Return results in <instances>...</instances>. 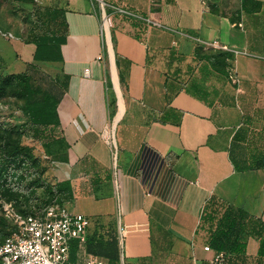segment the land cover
<instances>
[{
    "label": "crops",
    "instance_id": "0c3cea01",
    "mask_svg": "<svg viewBox=\"0 0 264 264\" xmlns=\"http://www.w3.org/2000/svg\"><path fill=\"white\" fill-rule=\"evenodd\" d=\"M36 1L64 10L60 56L35 60L1 30L3 74L50 79L48 174L88 237L123 230L130 264H216L212 239L237 213L247 246L226 264H264V0H103L111 47L94 0Z\"/></svg>",
    "mask_w": 264,
    "mask_h": 264
},
{
    "label": "rangeland",
    "instance_id": "374dc122",
    "mask_svg": "<svg viewBox=\"0 0 264 264\" xmlns=\"http://www.w3.org/2000/svg\"><path fill=\"white\" fill-rule=\"evenodd\" d=\"M94 2L103 15V0ZM38 23L34 0H0V31H16L19 37H27L37 31ZM110 38L109 30L105 31L106 44L111 47ZM8 43L0 33V45L4 46V53H0V74L7 72L5 51L9 49L11 55L13 48ZM23 65L16 62L17 71ZM34 80L44 88L50 87V79L40 71H34ZM22 91V85L14 80L0 94V240L14 228L7 216L13 209L22 214L38 213L52 202H62L67 194L60 193V184L48 174L53 141L41 135V125L25 112L26 98L22 97Z\"/></svg>",
    "mask_w": 264,
    "mask_h": 264
},
{
    "label": "trees",
    "instance_id": "16d2710c",
    "mask_svg": "<svg viewBox=\"0 0 264 264\" xmlns=\"http://www.w3.org/2000/svg\"><path fill=\"white\" fill-rule=\"evenodd\" d=\"M34 4L37 7L39 23L36 28L37 31L30 33L25 41L36 44L35 60H56L60 56V44L65 42L66 33L68 32L64 10L59 7L42 6L36 0H34ZM14 80H18L22 85V97L26 98L25 112L31 120L41 125V135L46 140L53 141L52 131L57 124L53 119L54 101L52 94L47 88L38 83L36 84L34 76L29 73L0 74V94L5 91L8 82ZM59 184L60 193L67 194L63 196L62 202H52L50 204L65 205L64 202L70 192V184L67 182ZM30 214H35V212H24V215ZM242 218V214L237 213L224 216L218 233L211 242L214 249L224 251L230 255H241L245 252L247 246L245 237L249 228L242 221ZM252 230L261 237L260 254L264 256V223L261 221L253 222ZM87 248L91 253L107 258L109 264H119L120 248L116 236L105 239L102 235H89L87 237Z\"/></svg>",
    "mask_w": 264,
    "mask_h": 264
},
{
    "label": "built area",
    "instance_id": "2783aa9c",
    "mask_svg": "<svg viewBox=\"0 0 264 264\" xmlns=\"http://www.w3.org/2000/svg\"><path fill=\"white\" fill-rule=\"evenodd\" d=\"M106 30L107 17L103 14L104 39ZM7 216L14 228L0 242V264H109L107 258L87 248L88 218L71 214L65 205L50 204L30 215L13 209ZM117 239L122 246L123 230ZM205 249L211 248L206 246ZM227 258L228 254L217 252L214 262L226 264ZM119 264L130 263L121 257Z\"/></svg>",
    "mask_w": 264,
    "mask_h": 264
}]
</instances>
